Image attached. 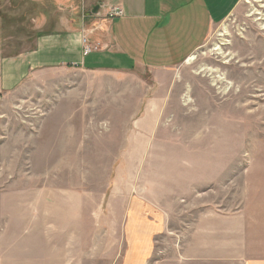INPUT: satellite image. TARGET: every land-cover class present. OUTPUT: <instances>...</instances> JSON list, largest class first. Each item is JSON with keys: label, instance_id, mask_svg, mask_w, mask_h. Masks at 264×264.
<instances>
[{"label": "rangeland", "instance_id": "374dc122", "mask_svg": "<svg viewBox=\"0 0 264 264\" xmlns=\"http://www.w3.org/2000/svg\"><path fill=\"white\" fill-rule=\"evenodd\" d=\"M130 2L0 0V264L264 252V0L173 68L70 64Z\"/></svg>", "mask_w": 264, "mask_h": 264}, {"label": "crops", "instance_id": "0c3cea01", "mask_svg": "<svg viewBox=\"0 0 264 264\" xmlns=\"http://www.w3.org/2000/svg\"><path fill=\"white\" fill-rule=\"evenodd\" d=\"M238 1L136 0L126 5L122 3L126 16L110 23L107 32L106 50L111 49L115 54L104 55L106 61H96L91 58L95 55H83L82 46L76 42L71 47L75 56L70 64L84 66L86 71L146 67L157 72L159 68L176 67L191 57L215 26L231 16ZM191 236L187 249L173 250L169 259L164 257L160 262L155 259L157 264H264V252L260 257L256 255L258 252L245 251L241 246L224 249L222 243L200 247L201 232Z\"/></svg>", "mask_w": 264, "mask_h": 264}, {"label": "bare ground", "instance_id": "6f19581e", "mask_svg": "<svg viewBox=\"0 0 264 264\" xmlns=\"http://www.w3.org/2000/svg\"><path fill=\"white\" fill-rule=\"evenodd\" d=\"M218 50H219V49H218ZM189 61H193V57H190V58H189Z\"/></svg>", "mask_w": 264, "mask_h": 264}, {"label": "built area", "instance_id": "2783aa9c", "mask_svg": "<svg viewBox=\"0 0 264 264\" xmlns=\"http://www.w3.org/2000/svg\"><path fill=\"white\" fill-rule=\"evenodd\" d=\"M87 53H88V51H84V55L87 54Z\"/></svg>", "mask_w": 264, "mask_h": 264}, {"label": "water", "instance_id": "95a60500", "mask_svg": "<svg viewBox=\"0 0 264 264\" xmlns=\"http://www.w3.org/2000/svg\"><path fill=\"white\" fill-rule=\"evenodd\" d=\"M95 11V10H94Z\"/></svg>", "mask_w": 264, "mask_h": 264}]
</instances>
